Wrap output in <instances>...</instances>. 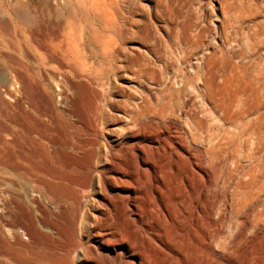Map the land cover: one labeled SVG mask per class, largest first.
Returning a JSON list of instances; mask_svg holds the SVG:
<instances>
[{"label": "rangeland", "instance_id": "obj_1", "mask_svg": "<svg viewBox=\"0 0 264 264\" xmlns=\"http://www.w3.org/2000/svg\"><path fill=\"white\" fill-rule=\"evenodd\" d=\"M168 7L205 30L200 52L264 51V0H0V264H111L120 247L95 237L123 217L109 185L155 128L181 132L158 115L178 82ZM234 203L227 188L224 264H264V218Z\"/></svg>", "mask_w": 264, "mask_h": 264}, {"label": "bare ground", "instance_id": "obj_2", "mask_svg": "<svg viewBox=\"0 0 264 264\" xmlns=\"http://www.w3.org/2000/svg\"><path fill=\"white\" fill-rule=\"evenodd\" d=\"M167 20L178 52V82L164 87L167 100L158 115L180 124L181 132L161 138L168 126L155 128L151 143L133 154L134 167L118 172L109 187L122 201V220L109 212L96 218L95 237L100 245L120 247L102 255L111 264H224L226 189L238 207L251 206L257 220L264 218V51L203 53L205 30L173 7ZM229 25L220 24V37ZM166 234L181 246L171 257Z\"/></svg>", "mask_w": 264, "mask_h": 264}]
</instances>
